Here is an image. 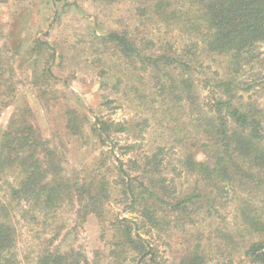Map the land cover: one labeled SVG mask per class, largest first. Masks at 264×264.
<instances>
[{"label": "trees", "instance_id": "16d2710c", "mask_svg": "<svg viewBox=\"0 0 264 264\" xmlns=\"http://www.w3.org/2000/svg\"><path fill=\"white\" fill-rule=\"evenodd\" d=\"M10 1L27 0L0 4ZM135 10L177 34L166 42L139 41L128 30L96 35L118 55L112 63L98 60L101 88L123 91L141 116L116 123L66 113L70 135L112 150L115 134L161 140L147 151L138 142L122 147L131 157L116 159L119 180L103 173L104 156L88 173L67 172L32 111L17 103L15 50L0 43V109L14 104L0 129V264H264V104L256 92L264 90V0H138ZM45 46L38 41L32 54ZM34 70L35 86L54 76L50 65L42 75ZM115 188L151 230L185 235L177 259H159L129 219L111 223L104 261L100 252L90 261L67 242L91 216L105 220ZM24 230L29 252L21 245Z\"/></svg>", "mask_w": 264, "mask_h": 264}, {"label": "rangeland", "instance_id": "374dc122", "mask_svg": "<svg viewBox=\"0 0 264 264\" xmlns=\"http://www.w3.org/2000/svg\"><path fill=\"white\" fill-rule=\"evenodd\" d=\"M137 1L118 0L114 4L105 5L102 0H27L0 4V32L3 33L0 38H4L0 43L6 41L16 51L13 52L16 60H12L17 81L16 101L23 104V108L28 107L32 111L44 137L66 158L69 174L74 171L90 172L97 165L98 157L104 156L107 163L101 168L103 173H107L111 179L119 180L116 159L126 163L131 157L123 155L122 147L127 143L138 142L140 148L147 151L154 141L157 144L161 142L157 135L154 139L150 134H144V138L135 141L128 134H115L113 137L118 146L113 152L111 144L100 145L93 138L80 139L66 131V113L70 109L86 115L92 122L97 116L116 123L141 116L136 106L123 95V91L114 93L109 85L101 88L100 72L103 65L98 60L103 58L112 63L117 60L118 55L114 49L106 48L96 38V35H103L111 30H128L139 41L143 37L156 41H174L177 34H166L165 28L146 23L136 14ZM182 40L178 38L177 45ZM38 41L45 43L46 48L41 53L32 54L31 49ZM262 50L264 52V46ZM54 51L56 60L52 62ZM11 55L9 52L6 56L10 58ZM49 65L52 66L53 78L48 75V79L35 86L34 69L38 73L42 72V75ZM261 77L262 74L259 75L258 82L264 80ZM251 79L252 77L249 80ZM259 88H256L257 96H261L264 104V90ZM13 111L14 104H7L2 111L0 109V129L6 127ZM180 181L184 183V187L188 186L185 179ZM118 191L117 188L113 189V198L107 205L105 220L101 222L97 217L91 216L85 226L78 230V235L70 236L67 242L84 251L90 261L95 260L96 252H100L104 261L111 246V223L117 218L129 219L138 224L139 234L158 248L159 259H177L183 251L185 235L176 231L170 236L151 230L141 218L140 212L132 209L130 201ZM64 219L69 226L72 214H65ZM208 223L209 220L204 222L201 229H208ZM200 227L201 224L198 225ZM207 229L205 237L209 236ZM28 242L30 238L24 230L21 245L29 252Z\"/></svg>", "mask_w": 264, "mask_h": 264}]
</instances>
